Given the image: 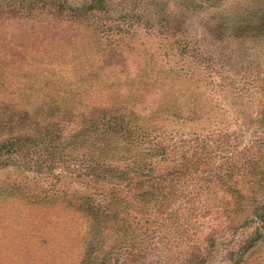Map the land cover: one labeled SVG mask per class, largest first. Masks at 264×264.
Segmentation results:
<instances>
[{
  "label": "rangeland",
  "instance_id": "rangeland-1",
  "mask_svg": "<svg viewBox=\"0 0 264 264\" xmlns=\"http://www.w3.org/2000/svg\"><path fill=\"white\" fill-rule=\"evenodd\" d=\"M263 12L264 0H114L99 24L58 20L49 12L0 19V103L32 107L55 101L84 111L126 104L144 116L163 111L168 121L184 124L174 125L182 135H224L222 155L264 154V22H258ZM250 17V24H242ZM199 106L201 112L193 111ZM59 118L49 115L42 126L58 129L54 124L66 123ZM87 120L64 128L87 138L93 134L84 127ZM37 146L30 173L39 175L50 198L34 203L36 195L28 191L35 182L24 189L25 198L0 190V264H77L87 222L57 192L70 194L85 180L59 163L62 153L74 156L86 145L71 143L69 152L61 147L53 156L44 143ZM5 164L0 176L9 168ZM213 198L194 199L205 207L199 215H174L145 264H185L196 242L212 251L205 264H233L254 230L264 233L258 215L239 225L223 217L220 207L211 211ZM210 235L214 246L204 241ZM245 252L251 264H264V240Z\"/></svg>",
  "mask_w": 264,
  "mask_h": 264
},
{
  "label": "trees",
  "instance_id": "trees-1",
  "mask_svg": "<svg viewBox=\"0 0 264 264\" xmlns=\"http://www.w3.org/2000/svg\"><path fill=\"white\" fill-rule=\"evenodd\" d=\"M113 1L87 0L75 5L68 0H0V19L30 18L36 12H49L58 20L99 24ZM250 20L252 17L242 24H250ZM260 21L264 22V17H259ZM116 28L121 31L119 26ZM57 105L55 101L32 107L17 104L4 107L0 103V165L6 163L3 167H9L0 176V190H13L25 198L24 189L35 182L37 187L28 191V195L38 196L32 199L40 204L43 196L50 197L40 186L39 175L30 173L37 162L34 147L44 143L45 153L49 151L53 156L61 152V147L69 152L71 143L86 145L87 149L78 150L74 156L58 154L62 158L61 169L85 180L82 187L71 189L70 194L66 190L57 192L87 222L85 234L79 239L82 255L77 264H145L160 239L161 229L174 215L183 211L192 218L205 209L194 199L214 196L209 204L211 211L218 206L223 217L239 225H249L252 216L258 215L264 225L262 152L253 151L252 156L222 155L225 153L222 145L227 143L223 141L224 135L219 132L182 135L174 125L184 124L168 121L163 111L144 116L126 104L118 107L99 104L88 111ZM202 109L199 106L193 111ZM49 115L59 116L66 123L54 124L58 129L45 128L42 122ZM78 118L88 119L84 123L89 124L84 127L93 134L83 139L81 131L65 130V124ZM22 162L30 169H24L26 165ZM15 166L22 172H17ZM254 231L246 246L237 248L233 264L252 263L245 251L264 240L261 228ZM204 241L215 245L211 235ZM211 254V249L204 250L196 242L187 252L185 264H205Z\"/></svg>",
  "mask_w": 264,
  "mask_h": 264
}]
</instances>
